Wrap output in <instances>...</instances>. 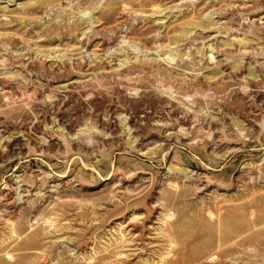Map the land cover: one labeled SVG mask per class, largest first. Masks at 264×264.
<instances>
[{
  "label": "rangeland",
  "instance_id": "374dc122",
  "mask_svg": "<svg viewBox=\"0 0 264 264\" xmlns=\"http://www.w3.org/2000/svg\"><path fill=\"white\" fill-rule=\"evenodd\" d=\"M0 264H264V0H0Z\"/></svg>",
  "mask_w": 264,
  "mask_h": 264
},
{
  "label": "bare ground",
  "instance_id": "6f19581e",
  "mask_svg": "<svg viewBox=\"0 0 264 264\" xmlns=\"http://www.w3.org/2000/svg\"><path fill=\"white\" fill-rule=\"evenodd\" d=\"M153 238V237H152Z\"/></svg>",
  "mask_w": 264,
  "mask_h": 264
}]
</instances>
